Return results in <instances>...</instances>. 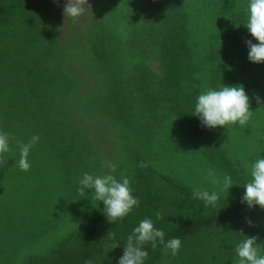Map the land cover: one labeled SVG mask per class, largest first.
<instances>
[{
    "label": "trees",
    "instance_id": "16d2710c",
    "mask_svg": "<svg viewBox=\"0 0 264 264\" xmlns=\"http://www.w3.org/2000/svg\"><path fill=\"white\" fill-rule=\"evenodd\" d=\"M0 0V264H264V0Z\"/></svg>",
    "mask_w": 264,
    "mask_h": 264
},
{
    "label": "rangeland",
    "instance_id": "374dc122",
    "mask_svg": "<svg viewBox=\"0 0 264 264\" xmlns=\"http://www.w3.org/2000/svg\"><path fill=\"white\" fill-rule=\"evenodd\" d=\"M57 2L59 4L62 3L61 6H60V9L71 8L72 10L77 11L75 9V5L77 4L76 0H57Z\"/></svg>",
    "mask_w": 264,
    "mask_h": 264
}]
</instances>
